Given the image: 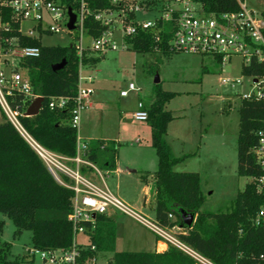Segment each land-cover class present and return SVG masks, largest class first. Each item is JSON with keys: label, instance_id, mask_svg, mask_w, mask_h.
<instances>
[{"label": "trees", "instance_id": "trees-1", "mask_svg": "<svg viewBox=\"0 0 264 264\" xmlns=\"http://www.w3.org/2000/svg\"><path fill=\"white\" fill-rule=\"evenodd\" d=\"M204 12L210 14L235 13L239 10L235 0H196ZM264 22V13H261ZM89 33L97 37L101 29L92 20L87 21ZM12 29L16 24L10 22ZM10 35H16L12 33ZM264 37V28L262 30ZM0 33V48L3 47ZM156 44L149 32H138L125 38L128 49L140 54L162 55L175 53L166 41L169 28L160 33ZM20 46L39 49L38 58H27L19 64L28 78L32 92L43 98L38 114L24 117L28 106L21 95L9 98L12 109L19 113V122L30 138L43 149L73 158L76 155L77 130L69 124L76 95L79 65L93 68L99 57L84 55L79 59L73 47L42 46L35 39L19 38ZM65 60L64 67L53 72L51 67ZM219 58H217V61ZM244 77L264 78V62L252 61L241 69ZM69 99L63 110L49 109V98ZM174 94L156 89L146 112L145 123L150 129V146L157 158L154 172H140L141 184H151L154 201L155 224L160 228H177L175 238L209 264H264V223H256L258 213L264 210V175L253 154L258 145V132L264 131V101L240 100L238 105V131L236 137V175L249 178L229 205L216 212L201 210L204 196L197 173L175 172L174 167L195 155L175 157L165 138L168 124L174 117L166 104ZM2 115V114H1ZM118 145L113 141L93 140L84 145L82 159L100 172L115 169ZM81 174L91 169L81 166ZM63 183L69 179L61 177ZM72 191L55 181L47 168L2 115L0 122V215L11 221L13 237L30 233L34 250H66L73 243L72 227L68 216L72 208ZM179 210L194 216L190 228L182 227ZM173 218V221L168 216ZM0 223V232H1ZM86 225V224H85ZM115 223L104 215L94 217V228L89 235L93 251L82 252L78 263L93 258L97 253H110L107 264H199L186 253L167 244L163 252H128L115 250ZM11 245L0 241V264H22L23 258H10Z\"/></svg>", "mask_w": 264, "mask_h": 264}, {"label": "built area", "instance_id": "built-area-1", "mask_svg": "<svg viewBox=\"0 0 264 264\" xmlns=\"http://www.w3.org/2000/svg\"><path fill=\"white\" fill-rule=\"evenodd\" d=\"M235 1L239 8L237 12L215 15L204 12L196 0H0V33L6 35L1 40L3 47L0 48V113L37 154L55 181L73 193L71 213L68 216L73 236L71 247L48 251L32 248L27 250L29 259L23 264H79L83 251L94 250L89 243V235L94 228L93 216L104 215L109 208L136 221L199 264L209 263L167 233V228L147 222L111 195L105 187H98L82 176L79 169L85 166L99 179L102 177L94 165L82 159L84 145L76 144V155L67 158L43 149L30 138L19 122V113L11 108L9 98L21 95L29 106L35 98L40 97L32 92L24 73L19 72L20 62L27 58H38L39 49L20 46L19 38L35 39L40 43L41 37L47 35H68L73 41L71 47L81 59L84 53L87 56H104L116 50L113 41L116 34L124 48L129 47L125 38H131L138 32L151 33L154 42L158 44L161 42L160 33L168 27L169 38L166 43L171 51L198 57L209 56L220 65L236 57L242 69L252 61L264 62V22L261 13L248 9L246 0ZM69 12L74 16L72 30L67 27ZM89 20L101 29L97 37L89 33ZM10 22L16 24L17 28L12 29ZM12 33L16 35H10ZM82 69L83 66L79 65L76 95L70 110L69 124L76 130L80 112L88 107L93 95V78L82 75ZM244 78L246 90L240 94L239 100L264 101V78ZM243 82L242 77L219 79L221 86L230 89L243 86ZM138 91L135 85L128 83L126 89L119 92V97L125 98L129 93ZM68 102L67 98L52 97L47 106L49 109L63 110L67 108ZM136 108L133 119L145 122L146 112L141 102L137 103ZM257 135L258 145L252 152L264 173V131ZM62 176L69 179V184L63 183ZM263 183L264 175L259 179V184ZM168 218L172 219L170 215ZM256 223H264V210L258 213ZM77 235L87 237V246L76 244ZM96 262L95 257L85 261L87 264Z\"/></svg>", "mask_w": 264, "mask_h": 264}, {"label": "rangeland", "instance_id": "rangeland-1", "mask_svg": "<svg viewBox=\"0 0 264 264\" xmlns=\"http://www.w3.org/2000/svg\"><path fill=\"white\" fill-rule=\"evenodd\" d=\"M246 5L256 13H264V0H246ZM113 41L116 50L104 56L94 54L99 57V61L87 72L94 78L91 99L94 98L96 105L80 112L77 127L78 145L83 144L84 134H90L91 138L115 140L120 143V160L134 162L133 165L121 163V174L117 178L105 176L101 172L105 187L147 222L155 223L153 196L144 205L143 185L138 175L143 169L154 171L157 158L150 146L149 127L145 122H136L132 114L137 110L138 102L148 108L155 90L161 89L174 94L166 104V110L176 117L168 124L167 144L175 157L195 153L176 169L199 175L200 190L205 198L201 210L216 212L225 209L236 193L250 181L249 178L238 177L235 172L237 110L240 94L246 90V79L241 75L239 58H232L224 65L209 56L182 53H169L157 58L122 47L123 42L118 34L114 35ZM40 43L46 47L69 48L73 41L68 35L58 34L41 37ZM19 72L23 74L24 71L19 69ZM155 76L159 80L157 84L154 83ZM240 77L244 85L235 89L219 83L221 78ZM128 83L135 85L139 91L120 98L119 92ZM128 170H136V173H127ZM82 176L103 186L100 179L92 174ZM106 215L115 223L116 251H154L152 234L145 227L112 209ZM0 223V241L11 245L10 258L22 257V264L28 261L26 252L32 249L30 233L24 231L13 237L11 221L0 215ZM166 232L174 237L177 233L170 229ZM75 242L82 246L88 244L87 237L83 235H77ZM110 257V253H97L96 264H107ZM79 264L87 263L84 261Z\"/></svg>", "mask_w": 264, "mask_h": 264}, {"label": "crops", "instance_id": "crops-1", "mask_svg": "<svg viewBox=\"0 0 264 264\" xmlns=\"http://www.w3.org/2000/svg\"><path fill=\"white\" fill-rule=\"evenodd\" d=\"M103 59V58H102ZM90 69L91 68H86V67H83V69H82V75H84V76H89V74H88V72L87 71H90ZM93 78V77H92ZM93 81H94V78H93ZM93 81H92V84H93ZM93 89V91H94V88H92ZM126 89V88H125ZM124 90V89H123ZM121 98V97H120ZM94 98H92V99H90V102H89V105H88V109L90 108V109H92L93 108V105H96V103H95V100H93ZM137 105V104H136ZM133 115V114H132ZM174 117V116H173ZM176 119V117H174V120ZM83 120H85V116L83 117V119H82V121ZM174 120H172V121H174ZM136 121V120H135ZM171 121V122H172ZM84 122V121H83ZM136 122H141V121H136ZM169 126V125H168ZM168 126H167V128H168ZM150 130V129H149ZM168 130V129H167ZM84 133H86V131H83ZM92 136H90V134H84V142H83V144L82 145H85V144H87L88 142H90V141H93V140H102V141H113V142H115L117 145H118V149H117V156H116V161H115V169L113 170V171H109V172H105L104 174H105V176H115L116 178L121 174V171H120V164L122 163V164H124V163H127L126 165H128V163H129V165H133L132 163H134L133 162V160H129V161H121L120 160V156H119V145H120V143L118 142V141H115V140H109V139H102V138H91ZM166 137H167V134H166ZM136 143V142H135ZM184 162V161H183ZM183 162L182 163H180V164H178V165H176L175 167H174V171L175 172H180L181 173V171H183V170H177L176 168L178 167V166H180L181 164H183ZM156 166H157V163H156ZM156 170V169H155ZM154 170V171H155ZM143 172H154V171H150V170H145V169H143L142 170ZM127 173H136V170L134 171V170H128L127 171ZM89 174H92V175H94L95 177H97L94 173H93V171H91V172H89ZM99 179V178H98ZM87 180H89V179H87ZM91 183H93L94 185H96V186H98V187H105V184H104V181H103V177H101V179H100V181L102 182V184H103V186H100L99 184H98V182L97 183H95V181L94 180H89ZM143 185V184H142ZM106 188V187H105ZM107 189V188H106ZM108 190V189H107ZM109 191V190H108ZM110 192V191H109ZM142 192H143V197H144V205L145 204H147V203H149L150 202V198L152 197V193H151V184H148V185H143L142 186ZM111 193V192H110ZM110 209H112V208H109L108 210H110ZM107 210V211H108ZM112 210H114V209H112ZM136 222V221H135ZM137 223V222H136ZM139 224V223H138ZM142 226V225H141ZM148 230V229H147ZM151 234H152V238H153V248H154V251L155 252H163L166 248H167V243H165L163 240H161L159 237H157L154 233H152L150 230H148Z\"/></svg>", "mask_w": 264, "mask_h": 264}, {"label": "water", "instance_id": "water-1", "mask_svg": "<svg viewBox=\"0 0 264 264\" xmlns=\"http://www.w3.org/2000/svg\"><path fill=\"white\" fill-rule=\"evenodd\" d=\"M70 21L68 23V29L72 30L73 29V22H74V16L72 14H70ZM65 65V60H62L60 63L55 64L51 67V70L53 72H57L59 70H61ZM159 82L158 77L155 76L154 78V83L157 84ZM43 103V98H35L30 105L26 108V110L23 113V116L25 117H33L36 116L38 114L39 109L41 108ZM180 220H181V225L179 226L180 229H182V227H186V228H190L194 222V216L190 213H186L183 210H179L178 211ZM94 218V216H93Z\"/></svg>", "mask_w": 264, "mask_h": 264}]
</instances>
